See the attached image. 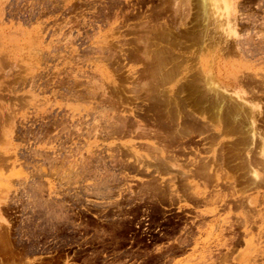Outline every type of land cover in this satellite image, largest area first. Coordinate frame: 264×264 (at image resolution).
<instances>
[{
    "label": "rangeland",
    "instance_id": "rangeland-1",
    "mask_svg": "<svg viewBox=\"0 0 264 264\" xmlns=\"http://www.w3.org/2000/svg\"><path fill=\"white\" fill-rule=\"evenodd\" d=\"M0 233V264H264V0H0Z\"/></svg>",
    "mask_w": 264,
    "mask_h": 264
},
{
    "label": "bare ground",
    "instance_id": "bare-ground-1",
    "mask_svg": "<svg viewBox=\"0 0 264 264\" xmlns=\"http://www.w3.org/2000/svg\"><path fill=\"white\" fill-rule=\"evenodd\" d=\"M173 7V6H172ZM174 10V9H173ZM177 11V10H176ZM184 24V23H183ZM180 25V24H179ZM186 25V24H185ZM211 36V35H210ZM209 36V37H210ZM144 38V37H143ZM138 39V38H137ZM150 39V38H149ZM141 41V40H140ZM147 41V40H146ZM168 48V47H167ZM160 49V48H159ZM143 55V54H142ZM180 58V57H179ZM177 59V58H176ZM182 59V58H181ZM176 68V67H175ZM198 72V71H197ZM169 73V72H168ZM200 74H201V71L199 72ZM171 74H172V72H171ZM170 75V74H169ZM202 75V74H201ZM198 76V75H197ZM157 77V76H156ZM203 77V76H202ZM207 79H209V78H207ZM249 79V78H248ZM254 79V78H253ZM153 80V79H152ZM200 80V79H199ZM203 82H204V79L202 80ZM206 81V80H205ZM250 81V80H249ZM190 82V81H189ZM201 83V84H203L204 85V83ZM207 83H208V81H206ZM196 84V83H195ZM257 84V83H256ZM200 85V84H199ZM144 86H146V85H144ZM205 86H206V83H205ZM263 86V85H262ZM206 87H204V89H205ZM203 89V88H202ZM257 90V89H256ZM160 91V90H159ZM163 91V90H162ZM198 94H200V98L201 99H199V100H202V99H204V98H206V99H209V97H208V94H210L211 95V92H213L214 93V98L216 99L215 100V102L218 104V101L220 100V99H222V102H223V104H224V98L225 97H223L224 96V94L223 95H220L216 90H214V89H211V88H206L205 89V92H202L200 89L198 90V91H196ZM253 92V91H252ZM255 92V91H254ZM159 93V92H158ZM212 93V94H213ZM190 97V96H189ZM231 99V98H230ZM162 100V99H161ZM205 100V99H204ZM166 101V100H165ZM229 102H230V100H229ZM236 102V101H235ZM221 103V102H220ZM227 104H229V103H227ZM231 104H234V103H231ZM173 105V104H172ZM225 105V104H224ZM224 105H221L220 106V108H219V110H218V112L221 114V112L223 111V109H224ZM242 106V105H241ZM240 106V107H241ZM238 107V105H236V106H233L232 105V109L233 110H235V112H240V111H242V108H237ZM245 107V106H244ZM205 108V107H204ZM227 108V107H226ZM192 110V109H191ZM204 110V109H203ZM214 111H216V109L214 110ZM176 112H177V110H176ZM175 112V113H176ZM202 112V111H201ZM200 112V113H201ZM205 112V111H204ZM180 114V113H179ZM198 114V113H197ZM218 114V113H217ZM240 114V113H239ZM195 115V114H194ZM201 116H202V114H200ZM235 115V114H234ZM238 115V114H237ZM236 115V116H237ZM178 116V115H177ZM176 116V117H177ZM219 116V115H218ZM239 117V116H238ZM243 117V116H242ZM217 118V117H216ZM220 118V117H219ZM240 118H241V116H240ZM242 119V118H241ZM178 120V119H177ZM239 120V119H238ZM170 121V120H169ZM207 121V120H206ZM211 121V120H210ZM209 120H208V122H210ZM239 122V121H238ZM242 121H240V123H241ZM217 123H218V119H217ZM172 124V123H171ZM178 124V123H177ZM206 124V123H205ZM208 124V123H207ZM212 124V123H211ZM209 125V124H208ZM218 125V124H217ZM219 126V125H218ZM181 127V126H180ZM205 127V126H204ZM226 131H227V129H226ZM223 132V131H222ZM144 134V133H143ZM159 134V133H158ZM161 134V133H160ZM179 134V133H178ZM227 134V133H226ZM251 134V133H250ZM180 136V135H179ZM216 136V135H215ZM181 137V136H180ZM184 137V136H183ZM167 138V137H166ZM181 139H182V137H181ZM186 139H187V136H186ZM250 139V138H249ZM160 140V139H159ZM251 142V141H250ZM235 148V147H234ZM191 150V149H190ZM222 151V150H221ZM167 151H165V153H166ZM169 152V151H168ZM198 152V151H197ZM198 155H199V153H198ZM198 155H196V156H198ZM173 158V157H172ZM198 158V157H197ZM157 159H158V157H157ZM156 159V160H157ZM163 160V159H162ZM202 160H203V158H202ZM158 161V160H157ZM170 161H172V160H170ZM176 161V160H175ZM178 161V160H177ZM176 161V162H177ZM201 161V160H200ZM163 164H166L167 165V162L165 163V162H162ZM250 163V162H249ZM252 163V162H251ZM258 163H260V162H258ZM157 164H158V162H157ZM253 164V163H252ZM191 165V164H190ZM250 165V164H249ZM197 166H198V164H197ZM196 166V167H197ZM203 166V165H202ZM218 166V165H217ZM189 167V166H188ZM204 167V166H203ZM209 167V166H208ZM169 168V167H168ZM205 168H206V166H205ZM208 169V168H207ZM195 170V169H194ZM171 171V170H170ZM192 171V170H191ZM244 171V170H243ZM246 171H247V168H246ZM251 171H253L252 169H251ZM163 172V171H162ZM193 172V175H195V174H201V172H203V171H198L197 169L195 170V171H192ZM191 172V173H192ZM251 173V172H250ZM184 175H186V174H184ZM209 177V176H208ZM224 177V176H223ZM210 179V178H209ZM259 181V180H258ZM262 181H263V178H262ZM260 182V181H259ZM249 183H253V181L252 182H249ZM255 184V183H254ZM256 184H258V182H256ZM255 184V185H256ZM248 185V184H247ZM252 184H250L249 186H251ZM247 187V186H246ZM249 188V187H248ZM252 189V188H251ZM5 227V226H4ZM9 254L10 256H14V252H13V247H12V242H11V238H10V235H9V233H0V255L1 254ZM11 262V261H10ZM13 262V261H12ZM27 263V262H26Z\"/></svg>",
    "mask_w": 264,
    "mask_h": 264
}]
</instances>
